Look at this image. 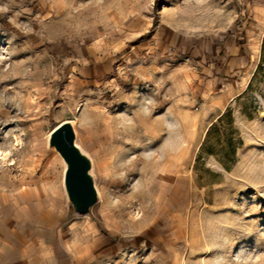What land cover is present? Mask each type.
Instances as JSON below:
<instances>
[{"label": "rangeland", "instance_id": "374dc122", "mask_svg": "<svg viewBox=\"0 0 264 264\" xmlns=\"http://www.w3.org/2000/svg\"><path fill=\"white\" fill-rule=\"evenodd\" d=\"M0 151V264H264V0H0Z\"/></svg>", "mask_w": 264, "mask_h": 264}, {"label": "water", "instance_id": "95a60500", "mask_svg": "<svg viewBox=\"0 0 264 264\" xmlns=\"http://www.w3.org/2000/svg\"><path fill=\"white\" fill-rule=\"evenodd\" d=\"M50 138L51 147L60 153L67 166L64 184L68 200L77 215L86 216L98 202V192L90 175V161L76 146L73 125L58 126Z\"/></svg>", "mask_w": 264, "mask_h": 264}, {"label": "bare ground", "instance_id": "6f19581e", "mask_svg": "<svg viewBox=\"0 0 264 264\" xmlns=\"http://www.w3.org/2000/svg\"><path fill=\"white\" fill-rule=\"evenodd\" d=\"M77 146V145H76ZM0 156L4 159V160H7L9 158V155L7 154H4L3 152L0 151ZM66 169H67V166H66Z\"/></svg>", "mask_w": 264, "mask_h": 264}, {"label": "crops", "instance_id": "0c3cea01", "mask_svg": "<svg viewBox=\"0 0 264 264\" xmlns=\"http://www.w3.org/2000/svg\"><path fill=\"white\" fill-rule=\"evenodd\" d=\"M63 264V263H62Z\"/></svg>", "mask_w": 264, "mask_h": 264}]
</instances>
